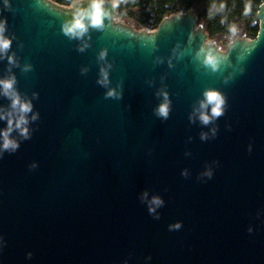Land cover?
<instances>
[{
  "label": "water",
  "instance_id": "obj_1",
  "mask_svg": "<svg viewBox=\"0 0 264 264\" xmlns=\"http://www.w3.org/2000/svg\"><path fill=\"white\" fill-rule=\"evenodd\" d=\"M90 3L0 0V80L32 104L15 151L0 135V264H264V0L225 49L196 8L135 30L114 0L66 35ZM210 89L225 103L204 124ZM0 112L16 115L2 88Z\"/></svg>",
  "mask_w": 264,
  "mask_h": 264
},
{
  "label": "trees",
  "instance_id": "obj_2",
  "mask_svg": "<svg viewBox=\"0 0 264 264\" xmlns=\"http://www.w3.org/2000/svg\"><path fill=\"white\" fill-rule=\"evenodd\" d=\"M69 5L73 0H54ZM115 16H129L138 24L157 27L171 13L196 8L198 20L204 22L209 36L230 35L239 21L244 22L246 35L255 36L258 25L256 12L263 0H114Z\"/></svg>",
  "mask_w": 264,
  "mask_h": 264
},
{
  "label": "clouds",
  "instance_id": "obj_3",
  "mask_svg": "<svg viewBox=\"0 0 264 264\" xmlns=\"http://www.w3.org/2000/svg\"><path fill=\"white\" fill-rule=\"evenodd\" d=\"M104 0H91L90 7L88 10H80L79 12L74 14V18L71 22L65 24L64 32L66 35L70 37L73 36H81L84 32L87 31V25L85 20L88 21L93 27L101 28L103 26V20L106 15L103 8ZM4 32V24L0 23V53H5L11 45V41L3 36ZM82 50V49H81ZM104 53L101 52L100 57L103 58ZM9 62L12 63V58L9 57ZM206 63L211 64L215 67V59L213 56L208 55L206 59ZM27 70V68L25 69ZM103 79L99 81L102 84H106L107 82V73L103 72ZM15 77H10L7 79L0 80V88H2L3 95L8 97L11 101V109L16 113L15 118H13L12 112L3 113L0 112V119L5 118V115L8 116V127L0 133L3 136V144L2 148L7 151H15L18 148V143L10 138V132L13 127L19 130L20 135L25 139L29 137V130L27 128L28 118L27 114L32 111V104L30 101L23 100L19 93L14 88ZM108 96H114L115 93L113 91H109L107 93ZM225 103L224 97L222 94L215 90L210 89L205 91L204 99L200 102V108L206 109L209 105H211V117L206 112H201L200 120L204 124H208L210 118L219 117L223 112V105ZM169 113V104L166 99L165 94V102L161 103L159 108L157 109V115L167 119ZM36 117L33 116V119ZM163 203L161 199L158 197H154L151 201V205L159 206ZM149 211H154V208L150 206ZM179 227V225H176Z\"/></svg>",
  "mask_w": 264,
  "mask_h": 264
},
{
  "label": "rangeland",
  "instance_id": "obj_4",
  "mask_svg": "<svg viewBox=\"0 0 264 264\" xmlns=\"http://www.w3.org/2000/svg\"><path fill=\"white\" fill-rule=\"evenodd\" d=\"M114 18L117 21H120V22H122L124 24L132 26L135 30H141V29H145V30L150 29V30H152V29L156 28V27H149V26L138 24L137 21L134 18L126 16V15L125 16H115L114 15ZM203 26L205 27L204 22H203ZM240 36H245V37H250V38L253 37L251 35H246V33L244 31V22L243 21H239L236 24V29L230 35L226 36V35H222V34L216 33V34H213V35L209 36L208 39L210 41L215 42L221 49H225L228 46V44L234 38L240 37Z\"/></svg>",
  "mask_w": 264,
  "mask_h": 264
},
{
  "label": "built area",
  "instance_id": "obj_5",
  "mask_svg": "<svg viewBox=\"0 0 264 264\" xmlns=\"http://www.w3.org/2000/svg\"><path fill=\"white\" fill-rule=\"evenodd\" d=\"M148 30H150V29H148ZM153 30V29H152Z\"/></svg>",
  "mask_w": 264,
  "mask_h": 264
}]
</instances>
